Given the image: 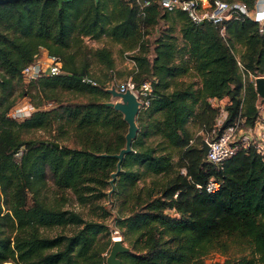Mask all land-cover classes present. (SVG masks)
<instances>
[{
    "label": "trees",
    "instance_id": "16d2710c",
    "mask_svg": "<svg viewBox=\"0 0 264 264\" xmlns=\"http://www.w3.org/2000/svg\"><path fill=\"white\" fill-rule=\"evenodd\" d=\"M241 1L248 7L255 2ZM175 19L181 37L173 32ZM224 26L223 36L218 23L196 22L185 10L163 9L157 0L142 9L135 0L0 3V262L107 264L102 251L117 228L130 247L118 253L122 264H206L209 252L224 253L233 241L247 242L249 250L231 264H264V156L240 148L221 167L189 142L186 128L190 119L213 117V96L230 98L221 129L237 114L250 126L258 114L253 81L243 85L232 46L242 45L247 73L261 72L264 23L260 30L240 13ZM101 35L133 50V80H149L152 87L144 109L153 118L132 140L113 188L128 211L117 212L110 228L104 218L111 209L102 199L116 168L110 153L124 145L126 123L105 103L111 96L107 82L115 77L112 52L83 42ZM40 47L61 59V70L17 91L22 68ZM91 62L99 66L93 73ZM186 73L197 75L199 83L181 79ZM25 94L34 109L21 119L11 117L9 108ZM150 133L164 141L159 151L144 143ZM173 148L179 154L175 168ZM47 171L54 186L50 196ZM145 175L150 179L140 183ZM211 176L220 185L210 192L204 185ZM67 190L87 205L88 216L65 206ZM104 231L108 236L101 240Z\"/></svg>",
    "mask_w": 264,
    "mask_h": 264
},
{
    "label": "built area",
    "instance_id": "2783aa9c",
    "mask_svg": "<svg viewBox=\"0 0 264 264\" xmlns=\"http://www.w3.org/2000/svg\"><path fill=\"white\" fill-rule=\"evenodd\" d=\"M140 9L151 0H135ZM163 9L172 10L179 8L185 10L188 16L196 21L204 19L211 20L219 24V32L224 36L225 26L224 20L237 16L240 13L247 15L260 25L262 30L264 23V0H255L252 7L241 0H157ZM143 12V10L141 11ZM133 50H125L123 57L130 62L131 68H135V59L131 56ZM236 61L244 80L245 68L239 57ZM61 59L54 54H50L46 48L40 47L34 54L31 61H29L21 70V77L25 81H29L35 77L57 73L61 70ZM251 73V72H248ZM84 79V77H83ZM90 80L89 78H86ZM114 84L119 91L129 89L133 92L137 100L140 102L139 108H146L152 98V87L149 80H143L136 83L131 74L123 80L112 79L107 82L106 88ZM264 105V104H263ZM258 106V104H257ZM22 105L16 106L19 114H23ZM263 107V106H262ZM258 106V114L254 123L250 126L243 125L244 118L238 117L232 120L229 124L224 126L219 132L213 134L207 133L203 136L208 142V149L205 154V159L222 167L224 161L235 153L240 148L252 147L261 155L264 156V108ZM21 149L16 152L20 155ZM220 185V180L209 177L205 183L207 191H214ZM198 187L202 185L197 183ZM118 229L114 228L112 233H118ZM120 237V235H119ZM118 237V238H119ZM112 239L113 234H112Z\"/></svg>",
    "mask_w": 264,
    "mask_h": 264
},
{
    "label": "rangeland",
    "instance_id": "374dc122",
    "mask_svg": "<svg viewBox=\"0 0 264 264\" xmlns=\"http://www.w3.org/2000/svg\"><path fill=\"white\" fill-rule=\"evenodd\" d=\"M172 28H173L174 34H178V32L175 30V27L172 26ZM178 31H179V29H178ZM83 42L86 45V47H88V48H94V47L106 45L112 53L114 52L115 57H118V58L123 57L124 50H130L127 47H124V45L121 42L113 41L108 36H104V35H101L99 38L85 37ZM241 49H242V45L238 42L232 46V52L234 53V55L236 57H239V58H240ZM90 69H91V72L93 73V69L98 70L99 66L95 65L93 62H91ZM115 74L116 75H114L115 76L114 78L116 79V77L118 76V72H115ZM258 74L264 75V69L257 74H253L252 72L246 73L245 78L243 80V85L245 84L247 79L253 81V85H254V77ZM182 77L185 81H190V80L196 81L194 83V85L198 84L199 80H200V78L197 75H193L192 73L191 74L190 73L183 74L181 76V79H182ZM117 80H123V78H120ZM27 84H28L27 81L21 80V82L18 84L17 91L21 87H23V88L26 87ZM241 94H244V88L243 87L241 88ZM115 98L116 97H114V96H110V98H108V99H115ZM209 98H211V97H209ZM209 98H208V102H209L210 106H212L215 110L213 117L208 122H200L198 119H196V120L190 119L186 122V128L191 133V138L189 139V142H192V143L196 144L197 146L198 145L200 146L201 140H202L204 135H206L207 133L214 135L215 133H217L221 129L223 119L227 115V107L226 106H227V104L230 103V98L228 97V95H225V97L222 99H218L219 97H217V99H210L209 100ZM256 102H257L258 106H261V107L263 106L262 108H264V105H263L264 101L261 99V96L258 94H257ZM49 104H51V103L48 102L47 105H49ZM18 105H22L23 110H25V112L22 115L19 114V110H18V108H16V106H18ZM33 109H34V107L29 101V96L25 94V95L19 97V99L9 108L8 113L13 118L21 119L25 116H28L29 113ZM237 115H235L232 119L233 120L237 119L239 117ZM152 118H153L152 116L148 115L147 112H145L144 108H139V111L136 115V122L138 125V131H137L136 136L138 134H140L139 132H140V128L142 127V125L143 126L146 125L147 122L150 121ZM123 129L127 130V123H126V127ZM37 133H40V131H37L36 134ZM136 136L133 138V140L136 138ZM160 138H161V136L158 133H150L149 135H143L142 139H143L144 143L153 144V146H155L156 149H158V151H159L161 149L162 145L164 144V141ZM69 143H70V141H69ZM175 149L176 148H173V150H172V154H173L172 160H173V167L174 168L176 167L177 162L179 161V154H178V151H176ZM116 177L114 179V183H113L114 185L116 182ZM46 178H47V184H48L46 187V190H47V194L50 196L51 192L54 189V186H53V183L51 180V175H50L49 171H47ZM143 178L146 181H148L150 179V175H145L144 177H140V178H138V181L140 183H143ZM67 192L69 194V199L67 200L65 206L80 210L84 216H88L87 205H81V204L77 203L74 199L73 193L70 190H67ZM105 192H106V194H105V197L102 199V201H104L106 206L111 209V213H109L104 218V222L106 223V225L108 227L109 226L112 227L113 222H115L116 213L119 212V213L126 214L128 210L126 207L123 206V204L120 203L119 199L115 198L113 190H111V184H109V187L107 189H105ZM167 210L169 212H171V209H167ZM58 228L59 227L52 228V230L49 231V233H53V232L57 231ZM67 229H69L68 226H67ZM112 232H113V229H112ZM112 234L113 233H111L110 238H112ZM117 234L120 235V237H121V232H118ZM106 236H108V233L106 234V231H104L100 236L101 240H104V238H106ZM122 241L124 243L128 244L127 240H122ZM108 250H109V245L102 251V254L106 255ZM248 250H249V247L247 245V242L240 243L237 241H233V242H231V245L229 246L228 250L224 253L220 252L219 250L209 252L205 256V262H206V264H217V263H219V264H231L232 261L238 255H240L241 253H246V252H248ZM0 264H14V262H12L11 260H5V261L0 262Z\"/></svg>",
    "mask_w": 264,
    "mask_h": 264
},
{
    "label": "water",
    "instance_id": "95a60500",
    "mask_svg": "<svg viewBox=\"0 0 264 264\" xmlns=\"http://www.w3.org/2000/svg\"><path fill=\"white\" fill-rule=\"evenodd\" d=\"M6 1L14 0H0V3ZM254 89L258 95L261 96V99L264 101V75L258 74L254 77ZM106 90L111 94V96L116 97L115 99L106 100L105 103L113 106L115 109L119 110L122 113L124 121L127 123V130L124 134L125 142L124 145L111 155L117 158L116 168L111 172V177L109 182L111 184V190L114 188V179L117 173L121 170V163L125 153L129 152L132 149V140L136 136L138 131V125L136 122V115L139 111L140 102L137 100L133 92L129 89L124 91H119L115 88L114 84L110 87H107ZM55 145L59 143L57 141L53 142ZM200 149L202 150L204 156L208 149V142L206 139L202 138ZM130 247L124 243L120 238L112 240V243L109 247V250L105 256V262L107 264H122L121 259L118 256L119 252L127 251Z\"/></svg>",
    "mask_w": 264,
    "mask_h": 264
},
{
    "label": "crops",
    "instance_id": "0c3cea01",
    "mask_svg": "<svg viewBox=\"0 0 264 264\" xmlns=\"http://www.w3.org/2000/svg\"><path fill=\"white\" fill-rule=\"evenodd\" d=\"M172 23H173V26L175 27V30L178 32L179 37H181L180 31H178V29L180 28V21L178 19H175ZM112 56L114 59V71L118 72V76L116 77V79L126 78L132 70L130 62H128L124 57H119V58L115 57L114 52L112 53ZM224 97L225 95L222 97H219L218 99H222ZM210 99H217V96H213L209 98V100Z\"/></svg>",
    "mask_w": 264,
    "mask_h": 264
},
{
    "label": "bare ground",
    "instance_id": "6f19581e",
    "mask_svg": "<svg viewBox=\"0 0 264 264\" xmlns=\"http://www.w3.org/2000/svg\"><path fill=\"white\" fill-rule=\"evenodd\" d=\"M119 237V235L117 234V233H113V238L114 239H116V238H118Z\"/></svg>",
    "mask_w": 264,
    "mask_h": 264
},
{
    "label": "clouds",
    "instance_id": "9594fccd",
    "mask_svg": "<svg viewBox=\"0 0 264 264\" xmlns=\"http://www.w3.org/2000/svg\"><path fill=\"white\" fill-rule=\"evenodd\" d=\"M120 238V237H119ZM113 240V239H112Z\"/></svg>",
    "mask_w": 264,
    "mask_h": 264
}]
</instances>
